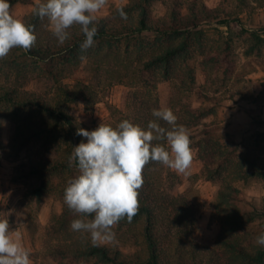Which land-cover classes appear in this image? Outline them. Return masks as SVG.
Listing matches in <instances>:
<instances>
[{
  "label": "rangeland",
  "instance_id": "374dc122",
  "mask_svg": "<svg viewBox=\"0 0 264 264\" xmlns=\"http://www.w3.org/2000/svg\"><path fill=\"white\" fill-rule=\"evenodd\" d=\"M131 1L108 0L97 19L110 16L119 6ZM240 1L157 0L150 5L149 16L153 23H161L174 4L183 16H188L193 7H205L220 14L235 12L244 9ZM260 1L248 0V9L241 16L243 28L249 33L236 24L231 29L216 23L204 27L203 52L188 61L195 69V84L190 89L184 79L186 75L179 71L171 80L149 74L148 80L156 83L157 89L150 93L147 89L141 90L143 84L133 71L137 56L127 55V44H119L114 45L115 51L107 58L109 46L103 44L102 48L91 46L86 59L70 69L62 58L51 64L37 65L19 57L21 48H13L0 59V93L3 88L15 86L20 93L52 101L57 97L58 86L75 87L77 100L64 101L65 108L88 131L95 130L101 123L115 128L128 117L133 122L139 111L148 115L145 117L149 122V113L151 115L155 104L160 108L173 107V113L180 115L186 105L191 108L205 106L213 113L187 129L190 135L199 139L204 129H211L215 142L238 144L236 159L251 155L264 160V4L260 6ZM35 5V0L17 3L10 12L25 23ZM46 29L51 32L49 21ZM251 34L260 36L262 43L259 44ZM137 48L138 44L131 43L129 53ZM210 58H216V61ZM127 64H130L128 68L125 67ZM50 70L53 75L49 74ZM52 124L37 109L17 111L16 107L0 103V219L7 218L10 229L22 233L24 246L30 251L31 264H100L94 259H63L53 252L55 247L73 242L80 247L92 243L88 233L70 228L74 219L91 218L73 212L64 203L65 188L79 175L78 170L74 171L76 175L66 172L63 181L54 180L56 189L40 209H35L30 201V191L40 184L41 178L27 177L25 173L45 161L64 159L63 152L67 150L65 138L55 144H44V131H53ZM18 128L25 132L37 129L38 135L17 152L12 141ZM190 147L194 158L187 174H178L163 164L154 172L157 189L162 195L160 201L165 203V199L174 198L177 208L184 207L189 211H184L183 220L188 221L185 226L175 218L173 206H163L155 229L163 261L165 264L231 263V255L221 244V239H231L250 247L257 245L256 238L264 232V219L251 223L237 219L264 207V180H237L233 173L225 174L224 181L209 180L197 146L191 141ZM225 183H231L239 193L233 207L224 209V206L218 207V203ZM64 214L69 221L66 230L60 224ZM231 219L239 223H231ZM190 221L193 222L189 224ZM147 228L145 216L134 217L131 223L124 218L113 228L115 240L99 244L128 262L146 260L151 254Z\"/></svg>",
  "mask_w": 264,
  "mask_h": 264
},
{
  "label": "trees",
  "instance_id": "16d2710c",
  "mask_svg": "<svg viewBox=\"0 0 264 264\" xmlns=\"http://www.w3.org/2000/svg\"><path fill=\"white\" fill-rule=\"evenodd\" d=\"M27 1L9 0V3L12 7L17 3H26ZM155 1L157 0H132L123 6L124 11L127 13L126 20L120 17L117 10L106 18L97 19L93 25H90V27L94 26L97 28V35L94 37L93 45H100L101 48L103 44L109 46V53L105 56L109 58L111 56L110 54L115 51L116 46L114 45L127 44V55L137 56L138 62L134 66L133 71L143 84L141 90L147 89L150 93L157 89L156 83L148 80L147 75L151 74L164 80H171L178 75L179 71H183L184 75H186L184 79H186V85L190 89L195 84V69L188 64V61L194 59L200 51L203 52L205 46L204 41L206 39V30L204 27L216 23L218 26H223L228 29H231L234 24L243 28L244 24L241 16L248 9V0L240 1V6L244 9H239V11L220 14L214 10H207L205 7H200L199 9L193 7L188 16L181 15L174 4L170 14L164 21L161 23H153L150 20L149 8ZM263 4L264 0H261L259 5L262 6ZM47 22V17L40 19L34 12L31 13L25 24L34 26V34L37 39L32 49L28 52L22 49V54L19 57L26 58L29 61L35 62L37 65L51 64L54 60L62 58V62L70 69L81 61V56L86 57L89 55L92 49L91 47L85 51H81L80 48L81 43L86 39L81 32L80 25H73L69 28L67 30L69 38L63 44H60L52 32L47 31ZM243 31L249 33L247 29L243 28ZM251 35H253L259 44L262 43L260 36H255V34ZM131 43L138 44V48L136 51L129 53ZM210 59L213 62L216 61V58ZM182 64L184 65L182 66ZM129 66L130 64H127L125 67L128 68ZM63 72L64 70L61 73ZM49 74L53 75V71L50 70ZM57 92V97L52 101L27 94L26 92L20 93L15 86L13 88H3L0 93V103L5 102L16 107L17 111L21 109H37L52 121L54 130L49 129L44 131L45 145H49L50 142H54L55 144L61 138H65L68 142L67 150L63 152L64 159L45 161L40 166L31 168L25 173L27 177L41 178L40 184L30 191L29 196L30 201L34 203L35 209L37 210L42 207L49 195L55 191V179L63 181L66 172L76 175L74 171L78 170L77 162L72 161L70 166L69 157L72 155L75 146L81 142H87L85 137L76 134L78 128L84 129V127L73 119L64 104V101L72 102L77 100L78 91L75 87L69 89L66 85H60L58 86ZM154 109L159 110L161 108L155 104ZM171 110H173V107ZM212 113L205 106L191 108L189 105L183 107L181 115L174 112L178 118L177 124L183 125L186 129L199 124L202 119ZM145 116L148 117L142 111L137 112L134 115V121L132 123L146 130L147 124L157 118L152 113L151 115L149 113L150 121L148 122ZM127 120L129 121V117ZM157 122L166 129L171 127L162 120H157ZM17 132L12 141V145L17 152L26 148L31 138L38 135L37 129L31 132L28 129L25 132L18 128ZM213 132L211 129H204L199 139L196 135L189 134L190 141L197 146L199 158L205 163L206 174L209 180L224 181L225 174L228 173H233L234 178L237 180L247 181L250 178L264 180L263 159L259 156L254 157L251 155H246L240 160L236 159L238 144L233 142L228 145H221L219 142L214 141L211 136ZM157 143L167 148L166 141H153V145ZM160 166L161 163L150 161L144 167L142 172L144 183L138 190L139 211L135 217L145 216L148 221L147 235L150 240L151 254L146 260L139 259L128 262L122 259L118 253H113L106 246L100 244L93 245L92 243H87L83 247H80L76 242H73L68 246H57L52 251L63 259H94L96 263L100 264H165L159 249L158 235L155 230L159 223L160 213L164 205L173 206L175 218L186 226L188 221L185 222L183 217L186 213L184 211H188V209L184 207L177 208L175 205L177 201L174 198L169 200L168 198L165 199V203L160 201L162 195L157 189V182L154 178V172ZM238 193V188L231 183H225L220 192L218 207L224 206V209L233 207V201L237 199ZM88 217L93 218V216ZM235 219H231V223H239ZM237 219H243L244 223L264 219V207L261 210H256ZM192 222L190 221L189 224ZM60 224L65 230L68 228L69 221L67 214L62 215ZM220 241L231 255L232 262L226 264H264V246L259 244L250 247L243 246L231 239H221Z\"/></svg>",
  "mask_w": 264,
  "mask_h": 264
},
{
  "label": "clouds",
  "instance_id": "9594fccd",
  "mask_svg": "<svg viewBox=\"0 0 264 264\" xmlns=\"http://www.w3.org/2000/svg\"><path fill=\"white\" fill-rule=\"evenodd\" d=\"M34 14L47 17L52 34L63 44L69 38L68 29L80 25L86 39L81 51L94 44L97 28L90 27L108 0H35ZM9 0H0V59L11 49L25 52L36 42L34 26L15 18ZM117 11L127 19L123 6ZM81 60L86 57L81 56ZM157 118L147 129L128 120L115 128L101 123L95 130L78 128L76 134L86 138L74 147L69 164L76 161L79 175L70 180L64 192V203L73 212L92 219H74L73 231L88 233L93 245L115 240L113 228L125 217L129 223L139 211V192L144 181L142 172L150 162H159L178 174H187L194 154L188 130L177 124V116L170 108L153 109ZM157 120L166 122L169 129ZM153 141H166L167 148ZM256 243L264 246V232ZM0 264H31L30 251L24 246L22 233L11 230L7 218L0 219Z\"/></svg>",
  "mask_w": 264,
  "mask_h": 264
}]
</instances>
